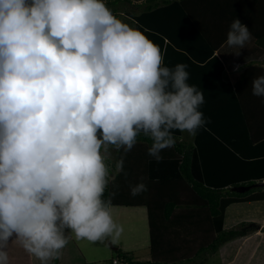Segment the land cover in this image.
Wrapping results in <instances>:
<instances>
[{
	"label": "clouds",
	"instance_id": "clouds-1",
	"mask_svg": "<svg viewBox=\"0 0 264 264\" xmlns=\"http://www.w3.org/2000/svg\"><path fill=\"white\" fill-rule=\"evenodd\" d=\"M252 38L236 18L225 43L239 56ZM186 68L165 66L160 48L105 0H0V264L13 243L51 264L72 236L119 238L105 199L111 150L127 153L144 136L159 162L174 131L205 126V98ZM251 88L264 97V75ZM145 191L143 182L130 188Z\"/></svg>",
	"mask_w": 264,
	"mask_h": 264
},
{
	"label": "trees",
	"instance_id": "trees-1",
	"mask_svg": "<svg viewBox=\"0 0 264 264\" xmlns=\"http://www.w3.org/2000/svg\"><path fill=\"white\" fill-rule=\"evenodd\" d=\"M133 1L105 0V3L118 16L120 7ZM161 2L165 5H160ZM145 3L146 12L137 16L124 12L127 19L123 21L144 32L160 48L165 66L187 65L188 83L204 95L205 102L200 110L207 123L191 142L183 138V132L174 131L175 146L165 149L159 162L148 155L152 141L144 136L139 137L138 143L127 153L115 149L117 162L123 159V170L110 178L105 199L111 197L112 206L148 208L151 259L137 260L117 249L128 264H172L170 258L162 255L160 241L167 238L172 229L165 222L170 221L179 208L205 209L213 223V234L206 244L185 237V241L199 244L196 252L186 251L181 261L193 260L206 250L216 251L223 243L243 237L257 226L251 222L226 229L224 218L226 208L232 203L264 200V184L257 185L264 178V134L262 139L254 137V124L249 119L252 113L246 109L251 104L242 97L245 88L242 79L250 77L249 71H242L233 81L225 80V65L217 54H213L215 47L209 44L211 41L206 36L205 17L211 13L219 14L221 3L213 4L211 0H146ZM240 10L239 14L246 16V22L251 14H264V0H244ZM220 145L224 148H217ZM220 156L224 160L218 165ZM226 171L228 181L222 182L221 175ZM141 182L146 184L147 191L133 197L131 186ZM236 186L251 187L240 192L234 189ZM187 231L184 227V236ZM85 262L84 252L71 237L59 259L51 264ZM9 264L40 262L29 256L18 243H13L9 246Z\"/></svg>",
	"mask_w": 264,
	"mask_h": 264
},
{
	"label": "crops",
	"instance_id": "crops-1",
	"mask_svg": "<svg viewBox=\"0 0 264 264\" xmlns=\"http://www.w3.org/2000/svg\"><path fill=\"white\" fill-rule=\"evenodd\" d=\"M145 2L146 0H135L133 3L127 2L124 6L120 7L118 12L119 15L117 17L124 20L127 19L124 12H126L127 15L135 16L146 12L147 3ZM154 2H156V0H154ZM240 2L244 4V0H211V3H221L220 5L222 6H220L221 12L219 14L211 13L205 17L206 36L209 38V41H211L209 44H212V46L215 47L213 54H217L225 65V80L229 79L233 81L240 77L242 71H249L250 77L248 78L247 76L242 79L245 85L242 97L244 100L250 101L251 104V107L249 105L246 109L252 113L249 115V119L250 123L254 124V137L256 139H262L260 137L264 134V97L254 96L252 94L251 84L255 77L264 75V14H251L250 18H247L248 20L245 22L244 18L246 19V16L243 17V15L239 14V11H241ZM161 4H163V2H161L160 5ZM255 4L253 3V5ZM250 6L251 5H248V7ZM249 9L253 10L252 8ZM236 18L240 19L241 22L249 28L253 37L251 42L248 43L244 49H241L239 56L233 54L234 52L239 51V49L229 48L225 43L230 25ZM208 58L209 56L206 59ZM247 59L250 64L245 66ZM251 64H254L255 66ZM237 65L240 66L239 70L236 68ZM183 138L191 142L194 136H190L187 132H183ZM217 148L223 149L224 146L220 145ZM111 156L113 162L110 160L109 164L113 167L111 168L112 175L110 178H113L115 173L118 172L116 169L117 159L115 149L111 150ZM217 159L220 161L216 162V164H223V157L220 156ZM221 176L220 180H222V182L226 179L228 181L227 171L222 173ZM262 180L264 181V178ZM139 207L145 206H112V210L116 208L113 212L120 214H133L134 211H139L137 210ZM145 209L148 214V208L145 207ZM175 219L176 221L174 222ZM251 222L255 223L257 226L251 229L247 235L223 243L216 251L206 250L193 260L186 259L181 261L180 259L186 251L192 254L194 250L195 252L198 250L197 246L199 243H195L196 240L197 242H202V244L208 242L213 234V230L211 229L213 223L205 209L179 208L171 216V220L165 222V224H169L172 229L167 233V238L160 241V249L163 251L162 255L171 259L170 262L172 264H207L209 262H211V264H264V200L259 199L250 202L232 203L226 208L224 228H239L243 223ZM184 227L188 230V234L185 236L182 233ZM72 237L74 238V236ZM185 237L193 238V241L195 242H187L185 241ZM106 242L108 243V241ZM96 243L97 242L93 243L94 246ZM78 245L80 246L79 242ZM117 247L123 255L124 253L133 255L125 249L124 244ZM81 249L84 252L82 247ZM215 258H217V260L213 262V259ZM100 259L101 258L94 257L93 261L98 262ZM149 259H151V252L150 256L147 257V260ZM137 260L142 259L137 257Z\"/></svg>",
	"mask_w": 264,
	"mask_h": 264
},
{
	"label": "rangeland",
	"instance_id": "rangeland-1",
	"mask_svg": "<svg viewBox=\"0 0 264 264\" xmlns=\"http://www.w3.org/2000/svg\"><path fill=\"white\" fill-rule=\"evenodd\" d=\"M112 156L110 157V160ZM113 162V160H111ZM115 162V161H114ZM113 166L111 165L110 168ZM114 208L113 210H115ZM137 209V208H135ZM116 222L123 227V232L119 238L113 242L112 239H106L102 242H97L94 246L91 242L77 241L84 249L86 256L85 264H115L114 259H118V264H123L122 257L117 253V246L125 245V249L131 252L134 259L140 258L143 261L150 256V227L148 221V214L145 207H139L133 214H120L113 212ZM241 227V226H240ZM108 241V243L106 242ZM149 244V246H148ZM117 245V246H116ZM80 247V248H81ZM116 248V249H115ZM264 249V247H263ZM101 258L98 262L93 261V258ZM217 258L213 259L215 262ZM57 264V263H56ZM211 264V262L207 263Z\"/></svg>",
	"mask_w": 264,
	"mask_h": 264
},
{
	"label": "water",
	"instance_id": "water-1",
	"mask_svg": "<svg viewBox=\"0 0 264 264\" xmlns=\"http://www.w3.org/2000/svg\"><path fill=\"white\" fill-rule=\"evenodd\" d=\"M263 184H264V181L257 183V185H263ZM251 186H253V185H251ZM251 186H236V187H234V189L237 191L243 192L245 190H248Z\"/></svg>",
	"mask_w": 264,
	"mask_h": 264
},
{
	"label": "built area",
	"instance_id": "built-area-1",
	"mask_svg": "<svg viewBox=\"0 0 264 264\" xmlns=\"http://www.w3.org/2000/svg\"><path fill=\"white\" fill-rule=\"evenodd\" d=\"M121 261L123 262V264H128L127 260L125 259V257H122ZM115 264H118L119 260L118 259H114L113 261Z\"/></svg>",
	"mask_w": 264,
	"mask_h": 264
}]
</instances>
